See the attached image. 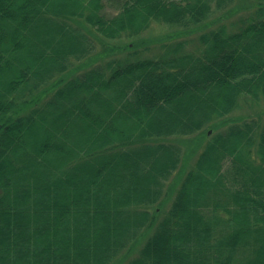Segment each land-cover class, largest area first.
I'll list each match as a JSON object with an SVG mask.
<instances>
[{"label": "trees", "instance_id": "1", "mask_svg": "<svg viewBox=\"0 0 264 264\" xmlns=\"http://www.w3.org/2000/svg\"><path fill=\"white\" fill-rule=\"evenodd\" d=\"M229 1L0 0V264H112L144 230L123 264H264V117L232 116L264 102V0L180 38ZM154 21L180 28L142 55Z\"/></svg>", "mask_w": 264, "mask_h": 264}, {"label": "rangeland", "instance_id": "2", "mask_svg": "<svg viewBox=\"0 0 264 264\" xmlns=\"http://www.w3.org/2000/svg\"><path fill=\"white\" fill-rule=\"evenodd\" d=\"M259 0H230L228 4L226 5V8L224 9H214V11L209 16V23H208V29L207 30H201L200 28H195L193 25L189 26L187 28H194L198 29L200 31H197V33L191 35H187L186 33H183L180 38H187L191 39L195 44L200 45L201 39L200 35L201 33L208 32L212 29H215L218 27L219 23H212L210 26V23L214 21L217 17L222 16V19L220 23H225L228 26L229 31H234L240 28V25H243L242 21L246 19V17L250 14V11L253 10L257 5ZM108 14L115 13V10L111 8V6L107 9ZM225 13H230L228 15H223ZM235 23V24H234ZM180 27L170 25L163 22H156L154 21L151 26L146 29L139 37L132 38L133 41L136 42L135 49H141L140 51L142 55H156L157 53L161 52V44L163 42H167L175 40V39H168L169 34H174L175 31H177ZM185 29V28H184ZM130 41V40H126ZM168 43V42H167ZM191 45V43H190ZM103 46L101 44H98L97 50H101ZM132 49H128L127 52L119 53V56H123L128 54L129 51ZM75 63H79L78 61H75ZM258 114H262L264 117V102H245L241 101V106L237 108L235 111H233L232 116L238 117L243 116V119H251L254 117H258ZM244 121V120H243ZM214 131L209 130V137H204L203 139H200L197 135H189L182 137L184 139V142L182 143V150L184 153V159H186V162H183V168L185 169H191L193 165L195 164V161L197 159L198 154L202 151L203 147L205 146L206 142L210 138V136L213 134ZM177 173H175L170 180L166 183V193L163 196L161 200H163V203L161 204L160 209L158 210L160 213L157 215L158 218H156L155 223L157 224L160 218L163 217V214L166 213L173 203V200L175 198L176 192L179 188V178L176 176ZM177 181V182H176ZM150 230L142 231L138 236H136L134 239H132L126 246L125 250L112 262V264H123L124 261L127 259H130L132 257H135L139 255L142 247L144 246L146 242V238L148 234H150Z\"/></svg>", "mask_w": 264, "mask_h": 264}]
</instances>
